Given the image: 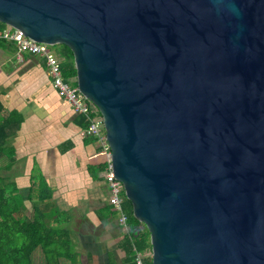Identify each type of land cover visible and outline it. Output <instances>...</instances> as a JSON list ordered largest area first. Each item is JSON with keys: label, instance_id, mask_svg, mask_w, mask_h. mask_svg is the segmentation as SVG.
Returning <instances> with one entry per match:
<instances>
[{"label": "water", "instance_id": "1", "mask_svg": "<svg viewBox=\"0 0 264 264\" xmlns=\"http://www.w3.org/2000/svg\"><path fill=\"white\" fill-rule=\"evenodd\" d=\"M0 22L71 49L152 264H264V0H0Z\"/></svg>", "mask_w": 264, "mask_h": 264}, {"label": "crops", "instance_id": "2", "mask_svg": "<svg viewBox=\"0 0 264 264\" xmlns=\"http://www.w3.org/2000/svg\"><path fill=\"white\" fill-rule=\"evenodd\" d=\"M11 112L20 114L22 122L17 130L11 131L6 142V151L11 153L12 158L3 156L0 160H3L9 174L5 177L6 180L17 186L15 193L19 192L24 200L32 192L28 190L25 193L23 188L31 186L34 180H40L35 176L42 177L41 182H38V192L31 194V215L34 213L33 205H38L48 215L52 212V207L67 213V210L78 212L73 204L86 202L90 213L86 212L93 219L91 224H99L103 231L110 232L113 220L117 222V215L106 220L104 213H101L105 205L110 203L107 184L105 181L95 180L88 171L90 159L98 144L76 124V113L53 87L44 59L39 55L25 54L23 61L18 62L14 47L0 44V120ZM26 114L38 126L47 124V131L42 136L37 132L30 143L24 130L27 124ZM34 124H31L30 130L35 128ZM47 133H51L54 142L49 140ZM31 153L34 155L33 162L29 158ZM40 154L42 162L55 171L51 181L43 180V167L38 159ZM44 185L50 189L51 198L40 202L38 194L45 189ZM57 201L59 204L70 203V206L61 209L56 204ZM103 218L105 221L101 223L100 219ZM81 222L83 223L82 220ZM115 232V236L108 234L109 240H102L101 235L95 232L80 233L79 240L71 239L77 253L76 262L61 260V264H106L109 258L116 264H123L125 255L118 242L124 233ZM37 254H40L39 251L35 256ZM84 258L86 259L83 260Z\"/></svg>", "mask_w": 264, "mask_h": 264}, {"label": "trees", "instance_id": "3", "mask_svg": "<svg viewBox=\"0 0 264 264\" xmlns=\"http://www.w3.org/2000/svg\"><path fill=\"white\" fill-rule=\"evenodd\" d=\"M3 26L4 23L0 22V29ZM0 44L13 47L11 43L3 40H0ZM56 45L63 79L77 88L73 53L64 44ZM49 47L51 46H47V49ZM92 106L86 114L76 113V124L84 131L89 127L90 118L96 114L101 115L99 110ZM21 122L22 116L17 112H11L0 120V158L3 156L12 158L11 153L6 151V142L11 131L17 130ZM89 163L88 171L93 178L105 181L108 164L106 151L101 146L96 147ZM17 189L15 184L0 176V264H36L37 251L41 255L40 264H61V260L75 263L77 253L70 238L71 229L68 227L70 218L67 212L52 207L50 208L52 212L47 215L38 205H33L34 213L28 217L23 213L25 208L23 196L19 192L15 193ZM38 196L40 202L48 201L51 198V191L44 189ZM122 197V209L127 215L128 232L123 234L118 246L123 249L125 255L123 264H137L136 251L152 255L150 235L145 225L133 216L131 202L126 198L124 191ZM101 213H104L106 220H110L115 217L117 211L109 203L105 205ZM104 218L100 219L101 223L105 221ZM50 219L54 221V224L49 223ZM106 264L116 263L109 258Z\"/></svg>", "mask_w": 264, "mask_h": 264}, {"label": "built area", "instance_id": "4", "mask_svg": "<svg viewBox=\"0 0 264 264\" xmlns=\"http://www.w3.org/2000/svg\"><path fill=\"white\" fill-rule=\"evenodd\" d=\"M0 40L11 43L15 49V58L18 62L23 61L25 54L41 56L47 66V71L53 87L62 99L70 105L75 113H88L93 104L87 100L78 90L63 79L60 68V57L47 49L46 44L36 42L27 37L24 33L12 26L4 24L0 29ZM90 102V103H89ZM92 104V105H91ZM85 133L91 136L94 141L106 151L108 170L105 183L110 195V204L117 211V222L123 233L128 232L127 215L122 209L123 185L118 181L112 171L111 150L106 140L105 127L102 115H95L90 118V124ZM125 193V192H124ZM149 253L136 251L135 260L137 264H152Z\"/></svg>", "mask_w": 264, "mask_h": 264}, {"label": "rangeland", "instance_id": "5", "mask_svg": "<svg viewBox=\"0 0 264 264\" xmlns=\"http://www.w3.org/2000/svg\"><path fill=\"white\" fill-rule=\"evenodd\" d=\"M57 47H58L57 45H53V46L49 47L48 50L50 52H52V53H56L57 52ZM20 80H19V82H21ZM25 119H26L27 124H26L24 130H25V133H27V139L29 140V143H30L31 138L34 135H36L37 132H38V134L40 133L41 136H42L43 135V132H46L47 131V124H41L40 126H38V125H36V123L34 124V121L32 123V118L28 114L25 115ZM50 121H52V120H50ZM31 124H34V126H35V128H33L32 130L29 129V127L31 126ZM38 127L40 129H36ZM54 129H56V127ZM46 136H49L50 137L49 140H51L53 142L55 141V139H53V137L51 136V133H50V135H48V133H47ZM30 148H31V145L29 146V149ZM41 156H42V154H40V157L38 159H39L40 164L43 167V170H42L43 173L41 172L43 174V177H44L43 180H45V181H51V177H53L55 171L54 172L52 171V168H51L50 165H48L45 162L44 163L42 162ZM29 158L33 162L34 155H32V153H31L29 155ZM11 174H13V172ZM8 175L9 174H8L7 169L4 166L3 160L2 161L0 160V176L6 177ZM35 178H39V177L35 176ZM39 181L41 182V179L40 180H34L33 183L31 184V186H29L28 188L25 187L26 185L25 186L23 185L25 187V188H23V190L25 191V193H27L28 190H29V192H32L30 194L28 193V196L29 197L27 196L28 198H26V200H24L25 208L23 210V213L25 215H27L28 217H31V213H32V212H30L31 211L30 200L32 198V195L31 194L38 192V190H39L38 182ZM44 188L47 189L48 187L46 185H44ZM81 196L84 197L83 195H81ZM56 204L61 209H63V208L67 209V207L69 208V206H70V203L59 204V201H57ZM73 205H75V207L78 208V212H75L73 210H67L68 211L67 214L69 215V218H70V222H69L68 227L72 231V232H70V238L71 239L79 240V236H80L79 234L80 233L95 232V233H99L101 235V237H102L101 239L102 240H105V239H108L109 240L110 239L109 235L110 236H112V235L115 236L116 235L115 234L116 233L115 231H120V232L122 231V229L118 226V222H116L115 220H113V222L111 223V230H110V232L109 231H107V232L106 231H103L101 225H99V224L98 225H92L91 224L92 222H90V221H92L93 219L92 218L90 219V215L91 214L90 215L88 214V212L90 213V210H89V208H87V203L86 202H79V203H76V204H73ZM86 210L88 212H86ZM81 220L83 221V223L81 222ZM49 223L50 224H54V221L50 219L49 220ZM40 256H41L40 254H37L36 259H35L36 264H39ZM85 259L86 258H84L83 260H85Z\"/></svg>", "mask_w": 264, "mask_h": 264}]
</instances>
